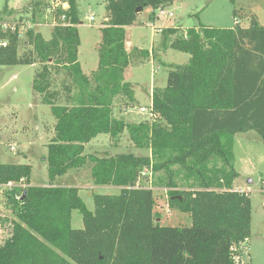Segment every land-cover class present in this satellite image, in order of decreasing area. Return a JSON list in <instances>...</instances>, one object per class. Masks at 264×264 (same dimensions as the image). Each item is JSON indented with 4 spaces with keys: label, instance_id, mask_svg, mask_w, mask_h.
Returning a JSON list of instances; mask_svg holds the SVG:
<instances>
[{
    "label": "trees",
    "instance_id": "obj_1",
    "mask_svg": "<svg viewBox=\"0 0 264 264\" xmlns=\"http://www.w3.org/2000/svg\"><path fill=\"white\" fill-rule=\"evenodd\" d=\"M56 1L69 8L32 0L16 11L6 0L0 13V67L38 63L32 87L55 118L47 186L31 185L29 164L0 163V184H16L3 196L12 218L0 215V223L9 224L0 264H233L231 246L250 239L252 224L250 195L234 191L235 136L256 131L264 142V27L253 19L248 28L165 29L164 49L169 42L190 61L169 71L164 89L154 88L148 108L153 120L131 123L114 113L116 103H136L125 76L131 63L126 28L145 9L152 8L154 20L156 11L179 0H107L99 66L91 77L79 61V0ZM27 22L54 28L49 40L28 29V49L20 54L18 29ZM125 133L151 155L85 154L98 136L119 145ZM88 166L96 186L120 189L118 195H95L94 211L80 188L56 184ZM145 171L153 187L168 190L171 208L191 216L189 230L156 222L153 188L139 184ZM75 210L83 229L72 226Z\"/></svg>",
    "mask_w": 264,
    "mask_h": 264
},
{
    "label": "rangeland",
    "instance_id": "obj_2",
    "mask_svg": "<svg viewBox=\"0 0 264 264\" xmlns=\"http://www.w3.org/2000/svg\"><path fill=\"white\" fill-rule=\"evenodd\" d=\"M32 0H10L12 9L21 11ZM54 1V0H47ZM6 0H0V13ZM78 32L81 39L79 61L86 75H91L99 66V45L102 41L101 27L108 16L107 0H79ZM10 8V7H9ZM164 9V14L156 11V18L151 20L152 8H147L140 15L136 25L126 28L131 63L126 71V80L131 83L137 101L130 107L121 102L115 108L129 109L126 117L131 123L153 120L150 113L141 112V107L147 109L151 105V94L154 88L164 89L167 86L168 73L176 65H184L190 61L186 53L172 49L167 42L164 49L163 31L170 27L180 28L181 33L188 28L200 24L223 29L234 28L236 23L248 28L255 19L258 25L264 27V0H179ZM237 11L239 17L235 18ZM172 14V16H169ZM94 17L92 22L90 18ZM36 29L38 27H35ZM34 28V29H35ZM54 27L43 25L38 31L44 39L51 38ZM35 29V30H36ZM19 53L27 51V33L21 37ZM174 39V38H173ZM39 69V64L17 65L0 67V163L29 164L32 166V181L36 186L48 185V143L55 118L51 107L46 104H37V94L32 83ZM41 98V97H40ZM42 101V100H41ZM116 111V110H115ZM125 112V111H123ZM129 115V116H128ZM127 118V119H128ZM238 142L242 138L243 151L238 158L247 159L249 172H241L240 179L248 182L253 179L255 188L264 189V144L256 131L240 133ZM109 135L102 134L98 141L88 145L85 154L114 156L117 154H134L145 156L146 149H137L133 146L127 133L122 137L120 144L115 145ZM15 148L12 150V148ZM106 151V152H104ZM146 172V171H145ZM154 178L146 172L139 180L143 187L153 188L156 200L155 212L157 223L172 227L175 230H189L192 219L189 214L182 213L169 206L170 195L165 188L153 187ZM73 183L79 185L80 196L88 209L94 211L95 195H118L120 189L116 187L96 186L91 178L90 167L70 172L64 181L56 184ZM253 223L251 241L248 243V252L242 254L237 246H231L233 264H264V193L254 191L251 194ZM5 198L0 197V215L3 218H12L11 213L4 206ZM9 224L0 223V243L9 232ZM72 226L83 229L84 221L77 210L72 215ZM191 246L184 244L183 252L189 258ZM183 254V253H182ZM177 257L181 255L176 254ZM184 256V254H183ZM237 258L239 261H237ZM244 262V263H243Z\"/></svg>",
    "mask_w": 264,
    "mask_h": 264
},
{
    "label": "crops",
    "instance_id": "obj_3",
    "mask_svg": "<svg viewBox=\"0 0 264 264\" xmlns=\"http://www.w3.org/2000/svg\"><path fill=\"white\" fill-rule=\"evenodd\" d=\"M9 1L10 0H8V6L10 7V8H12L11 7V4H9ZM16 1V3L18 2V0H15ZM92 17V16H91ZM93 22V21H92ZM41 26H43V25H41V24H39V25H35V27H38L35 31H37V32H39V33H41L40 31H38V29L39 28H41ZM46 26H51V25H46ZM51 27H53V26H51ZM53 30V29H52ZM21 37H23V35L21 36ZM22 39V38H21ZM126 48H127V50H128V52H130L129 51V46H128V41H127V38H126ZM81 64V63H80ZM81 68H82V64H81ZM128 69V68H127ZM82 71H83V69H82ZM127 71V70H126ZM83 73H84V71H83ZM94 73V72H93ZM93 73L91 74V75H86L85 73V75L86 76H88V77H91L92 75H93ZM126 76V75H125ZM127 81V80H126ZM135 92V91H134ZM152 93H153V91H152ZM151 98H152V94H151ZM135 99H136V101H137V98H136V93H135ZM151 102H152V99H151ZM40 103H42V101H41V98H40V96L39 95H37V106H38V104H40ZM43 104V103H42ZM141 108H143V106L141 107ZM116 110V111H115ZM123 111H125V112H123ZM123 111L121 110V109H119V108H114V113H115V116L116 117H118V118H124L125 120H131V119H129L128 117H126V113H128V111H129V109H127V110H125V109H123ZM129 116V115H128ZM128 118V119H127ZM54 125V124H53ZM239 135H241L240 133H238L236 136H235V143H234V155H235V163H234V165H235V170H236V172L238 173V177H237V179L235 180V182H234V191L235 192H240V193H245V194H248V195H250V198H251V194L254 192V191H258V192H260V193H264V189L261 187V188H255V187H253L252 186V184L254 183V180L253 179H251V180H249L248 182H244L243 180H241L240 179V176H241V172L238 170L239 169V165H240V168H241V170H242V172H244V173H248L249 172V167H248V162H247V159L246 158H244V157H241V158H238V153H241L242 151H243V146H242V138H241V140H240V143L238 142L239 140H238V136ZM52 136H53V132L51 131V134H50V137H49V141H50V139L52 138ZM101 136V135H100ZM100 136H98L97 138H95L94 140H92L89 144H87L86 145V147L88 146V145H92L95 141H98L99 140V137ZM109 137V136H108ZM260 139H261V137H260ZM261 142L264 144V142L262 141V139H261ZM49 144V143H48ZM120 144V143H119ZM149 151V150H148ZM104 152H106V151H104ZM147 155H151V152L149 151V153L147 154ZM143 156V155H142ZM239 164V165H238ZM74 171H76V170H72V171H70V172H74ZM78 171V170H77ZM69 172V173H70ZM69 173H67V175H65V176H68L69 175ZM64 176V177H65ZM64 177H62V178H60V179H58L57 180V182L58 183H60L61 181H64ZM32 178V177H31ZM262 181H263V183H264V179H262ZM56 182V183H57ZM31 185L32 186H36L34 183H33V181H32V179H31ZM58 185H62V186H73V187H78V188H81L79 185H76V184H73V183H67V184H58ZM42 186H47V185H42ZM105 187H107V186H105ZM110 187V186H109ZM119 189V188H118ZM251 202H252V199H251ZM252 213H253V209H252ZM252 223H253V215H252ZM251 229H252V224H251ZM251 241V239H249V242Z\"/></svg>",
    "mask_w": 264,
    "mask_h": 264
},
{
    "label": "built area",
    "instance_id": "obj_4",
    "mask_svg": "<svg viewBox=\"0 0 264 264\" xmlns=\"http://www.w3.org/2000/svg\"><path fill=\"white\" fill-rule=\"evenodd\" d=\"M52 3H53L54 5H56V6L60 4V3L57 2L56 0L52 1ZM60 5H62V7H63L64 9H68V8H69V4H68V3H63V4H60ZM157 12H158V13L160 14V16H161V15L164 14V9H159ZM48 13H50V12H48ZM169 16H172V14H169ZM90 20H91V21H94L95 19H94V17H91ZM33 27H35V25H33L31 22H27V23H25L24 25L20 26L19 29H18V30H19V34H20V37H21L23 34L27 33L28 29L33 28ZM147 111H148V112L150 113V115L152 116V114H151V112H150L149 109H147L146 107L141 108V112H147ZM14 149H15V148L13 147L12 150H14ZM143 174L145 175L146 172L143 173ZM15 186H16V184H14V183H12V182H9L8 184H5V185L0 184V197L4 196V194H5V192H6L7 190H11V189H12L13 187H15ZM19 186H24V184L21 183V184H19ZM248 243H249V240L246 239L243 243L240 244V246L237 247V249L240 250V251L242 252V254H246V253L248 252V248H247ZM237 261H239L238 258H237ZM243 263H244V262H243ZM244 264H246V263H244Z\"/></svg>",
    "mask_w": 264,
    "mask_h": 264
},
{
    "label": "water",
    "instance_id": "obj_5",
    "mask_svg": "<svg viewBox=\"0 0 264 264\" xmlns=\"http://www.w3.org/2000/svg\"><path fill=\"white\" fill-rule=\"evenodd\" d=\"M141 11H142V8H139L138 11H137V13H140Z\"/></svg>",
    "mask_w": 264,
    "mask_h": 264
}]
</instances>
